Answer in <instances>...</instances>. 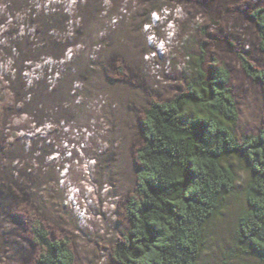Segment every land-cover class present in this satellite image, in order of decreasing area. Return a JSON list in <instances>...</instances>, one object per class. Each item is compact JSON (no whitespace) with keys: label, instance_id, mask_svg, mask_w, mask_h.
Segmentation results:
<instances>
[{"label":"rangeland","instance_id":"1","mask_svg":"<svg viewBox=\"0 0 264 264\" xmlns=\"http://www.w3.org/2000/svg\"><path fill=\"white\" fill-rule=\"evenodd\" d=\"M256 5L264 0H0V264L33 263V219L68 240L74 264H118L143 109L184 90L200 59L229 72L236 134L258 132L264 92L238 59L264 67ZM227 162L238 179L198 264H264L236 238L248 174L241 156Z\"/></svg>","mask_w":264,"mask_h":264},{"label":"trees","instance_id":"2","mask_svg":"<svg viewBox=\"0 0 264 264\" xmlns=\"http://www.w3.org/2000/svg\"><path fill=\"white\" fill-rule=\"evenodd\" d=\"M250 17L264 54V5L251 8ZM238 59L264 92V67H255L242 54ZM25 60H19L18 69ZM201 62H196L195 75L184 90L169 99L152 100L143 109L134 191L124 204L127 229L112 247L118 264H198L204 230L237 182V172L227 162L236 155L248 176L245 208L237 214L235 235L264 258V124L257 133L238 136L229 72L215 58H210L207 69ZM4 154L0 153L2 169ZM3 179L0 186L6 184ZM11 190L8 196L16 199ZM30 231L38 249L32 264H74L65 237H52L38 219H33Z\"/></svg>","mask_w":264,"mask_h":264}]
</instances>
